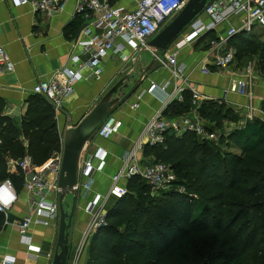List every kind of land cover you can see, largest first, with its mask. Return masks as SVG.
<instances>
[{"label":"trees","instance_id":"16d2710c","mask_svg":"<svg viewBox=\"0 0 264 264\" xmlns=\"http://www.w3.org/2000/svg\"><path fill=\"white\" fill-rule=\"evenodd\" d=\"M228 45L237 64L253 60L264 79V35L239 34ZM4 109L0 100V184L10 180L19 194L22 176L9 173L7 163L29 156L38 168L59 151L56 112L32 95L18 129ZM191 110L185 92L163 116L176 119ZM260 112L264 117V101ZM198 115L218 139L167 134L163 145L145 147L143 158L167 166L175 181L156 193L138 177L124 182L127 194L107 210L86 248V264H264V122L238 127V115L213 102H204ZM225 125L234 128L224 132ZM4 222L0 214V232Z\"/></svg>","mask_w":264,"mask_h":264},{"label":"built area","instance_id":"2783aa9c","mask_svg":"<svg viewBox=\"0 0 264 264\" xmlns=\"http://www.w3.org/2000/svg\"><path fill=\"white\" fill-rule=\"evenodd\" d=\"M17 5H31L33 10L45 16H53L64 9L63 0H12ZM189 0H135L136 8L126 11L124 8H112L109 0H75V16H88L91 21L71 44V52L65 65L58 70L51 80L38 82L32 89L33 95H39L53 104L55 112H58L63 100L74 93V86L84 80L99 79L102 74L101 62L109 55L115 56L124 64L136 65L137 55L142 50H147L160 69L170 73L175 80V86L171 94L167 93L166 84H151L145 94H163L165 103L156 114L145 124L143 132L133 147L122 154L120 170L110 178V191L107 196L96 195L86 208L84 213L88 216V222L79 237L73 250L74 264H77L89 241L101 227L105 225L107 212L105 204L111 197L121 198L126 193L122 183L133 177H138L149 185L153 192L165 191L175 181L170 169L163 164H140V155L145 147H158L164 144L167 134H193L200 142H215L218 134L211 133L198 115L199 103L205 101L188 81V68L185 64L177 62L176 53H157L147 47L158 33L160 27L168 20H172L186 6ZM230 12L239 18V26L231 27L225 37H219L210 43V49L214 53L213 66L218 70H228L235 63V52L229 49L221 53V49L227 46L229 40L236 35H251L255 26L264 29V0H210L202 13L197 16L182 34V39L175 45L179 50L186 44L199 39L204 34L212 32L216 27L227 20ZM204 15L207 21L204 20ZM79 50V52H77ZM127 50L131 55L127 54ZM207 73L208 70H201ZM14 72V64L0 47V75ZM256 76L253 63H247L241 74L234 77L225 94H234L247 100L246 119L253 121L259 119L264 122L261 112L253 107V88ZM190 93L192 101L191 112L184 117L169 120L163 116L166 108L174 101L181 103L183 94ZM203 99V100H202ZM142 100L140 95L137 103L132 105L137 110ZM119 122L110 115L96 130L94 136L98 139L108 140L119 129ZM91 139V138H90ZM87 142L83 155H86ZM63 145L60 140L59 151L53 152L48 161L41 167H35L29 156L19 161H9L8 171L11 174L20 173L23 184L22 189L27 195L28 213L22 222L17 224V232L21 243L27 251L41 254L40 249L32 246L30 229L32 226L51 227L59 222V194L58 179L61 168ZM107 153L101 149L95 154L89 155L79 164L78 183L74 192L87 190V185L79 183V178L90 179L94 174L101 173L105 166ZM97 161L98 164L94 165ZM18 194L10 180L0 184V214L7 225L9 211L16 204ZM50 258L51 256L45 255ZM1 264H14V261L3 258Z\"/></svg>","mask_w":264,"mask_h":264},{"label":"crops","instance_id":"0c3cea01","mask_svg":"<svg viewBox=\"0 0 264 264\" xmlns=\"http://www.w3.org/2000/svg\"><path fill=\"white\" fill-rule=\"evenodd\" d=\"M63 1L65 2L64 9L60 13L48 17L35 12L29 4L19 6L12 0H0V47L14 64L13 73L0 75V100L5 104L3 114L13 118L18 123V129L20 119L25 112V101L33 95L34 85L38 82L51 80L54 74L65 65L71 52L72 42L78 39L82 26L91 21V17L88 16H75V0ZM109 4L112 8H124L126 11H133L136 8L135 0H109ZM227 15L229 16L227 20L220 23L214 31L204 34L194 42L177 50L175 45L182 39L181 35L166 52L176 53L177 62L187 66L190 85L205 99L199 103L200 107L204 102L224 105L238 115L237 125L242 127L247 121V100L238 95L225 94V92L230 81L241 74L243 70L241 68H244L245 64H237L235 60L234 65L228 70H218L213 66L214 53L210 49L212 41L219 37H225L231 27L239 26V18L231 15L230 12ZM202 16L207 21V17ZM76 24L77 26H75ZM253 34L256 33L253 32ZM229 49L227 44L220 51L222 53ZM126 52L131 55L129 50ZM137 58L141 62L138 66L139 69L145 68L153 60L147 50H142ZM155 64L146 74L140 88L129 99L130 102L128 101L129 103L127 102L112 114L120 124L117 133L108 140L98 139L93 135L90 139L92 145L88 146L86 155H82L85 160L99 149L107 153L105 166L101 173L94 174L88 180L79 178V183L86 184L87 190L81 189L75 192L76 210L69 230L70 256L68 264H74L73 250L88 222V216L84 213V209L96 195L104 197L109 194L110 178L120 170L122 154L133 147L143 132L145 124L165 103L166 99L163 94H145L147 88L151 84H166L168 85L167 93L173 92L175 80L169 72L160 69ZM253 65L255 69V64L253 63ZM133 66L130 63L124 64L115 56L109 55L101 62L102 74L99 79H88V75H84L85 79L74 86V93L63 100L60 106L63 113L56 112L55 120L60 140L63 138L67 123L71 122V125L76 127L106 92L133 69ZM203 68L208 72H202ZM135 78L137 75L133 76V79ZM256 78L252 104L260 112V105L264 101V81L259 76ZM140 95L142 100L138 109L133 110L131 107L137 103V98ZM139 160L143 166L151 165V161L144 159L142 154ZM97 164L98 162L95 161L94 165ZM116 199L118 198L111 197L105 204L106 212ZM71 207L72 205L69 212ZM27 213V195L22 189L18 194L16 204L8 213L7 225L0 232V264L3 258L13 260L14 264H52L57 243L58 224L46 228L31 227L29 233L32 236V246L39 248L41 254L30 253L21 243L15 227L23 221ZM72 233L75 234V237L71 242ZM48 254L51 256L50 258L45 257ZM87 260L88 250L86 249L77 264H86Z\"/></svg>","mask_w":264,"mask_h":264},{"label":"water","instance_id":"95a60500","mask_svg":"<svg viewBox=\"0 0 264 264\" xmlns=\"http://www.w3.org/2000/svg\"><path fill=\"white\" fill-rule=\"evenodd\" d=\"M209 1L210 0H189L177 16L148 42L147 47L157 53L166 52L185 32L190 23L202 13ZM88 25L89 23L82 26L80 32ZM140 63L141 62L138 61L126 76L122 77L112 86L76 127H73L71 122L67 123V128L62 138L63 152L58 179V189L60 190L58 236L52 264H68L69 262V230L71 228L76 205L74 188L78 183L79 164L82 161V155L86 144L95 134L102 122L117 109L125 105L137 92L155 61L153 59L148 66L139 69L138 66ZM135 75H137V78L133 79ZM130 82L132 83L131 88L127 92H124V89H127ZM46 101L54 107L50 101ZM59 112L63 113L60 109ZM68 194L73 196V204L70 212H65L63 208V199Z\"/></svg>","mask_w":264,"mask_h":264},{"label":"rangeland","instance_id":"374dc122","mask_svg":"<svg viewBox=\"0 0 264 264\" xmlns=\"http://www.w3.org/2000/svg\"><path fill=\"white\" fill-rule=\"evenodd\" d=\"M170 22V20H168V22H166V24H164V25H162L161 27H160V29H159V31H158V33L168 24ZM157 33V34H158ZM254 33H256L257 35H264V30L262 29V28H260V27H258V26H255V30H254ZM156 34V35H157ZM145 57H147L146 55H145ZM149 60V59H148ZM151 60V59H150ZM247 63H254V61L253 60H248V61H246V64ZM156 65V64H155ZM242 67V66H241ZM243 69V67L241 68V70ZM254 71H255V69H254ZM255 76H257L256 74H255ZM260 79H262L263 81H264V79L263 78H260ZM131 86H132V83L130 82L129 83V85H128V87H127V89H124V92H127L130 88H131ZM129 102H130V100H129ZM128 102V103H129ZM244 120H245V118H244ZM234 128V126H232V125H225L224 126V128H223V131L224 132H228V131H230V130H232ZM152 194H154L153 192H152ZM72 201H73V196L71 195V194H68V195H66L65 197H64V199H63V208H64V210H65V212H69V208H70V206L72 205ZM76 204V203H75ZM76 206V205H75ZM76 210V209H75ZM74 237H75V234L74 233H72L71 234V236H70V238H71V242H72V238L74 239ZM70 245V244H69Z\"/></svg>","mask_w":264,"mask_h":264}]
</instances>
